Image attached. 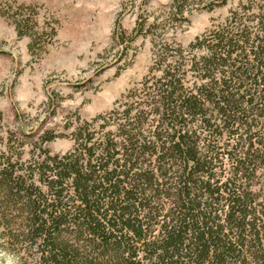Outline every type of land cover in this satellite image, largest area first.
<instances>
[{"label": "trees", "instance_id": "trees-1", "mask_svg": "<svg viewBox=\"0 0 264 264\" xmlns=\"http://www.w3.org/2000/svg\"><path fill=\"white\" fill-rule=\"evenodd\" d=\"M228 1L171 0L116 28L126 49L151 36L140 86L65 125L66 152L46 146L65 134L46 130L27 166H0L40 264H264V0H240L185 46L166 37ZM13 21L31 51L55 33Z\"/></svg>", "mask_w": 264, "mask_h": 264}, {"label": "rangeland", "instance_id": "rangeland-1", "mask_svg": "<svg viewBox=\"0 0 264 264\" xmlns=\"http://www.w3.org/2000/svg\"><path fill=\"white\" fill-rule=\"evenodd\" d=\"M239 1L194 11L188 23L170 29L166 37L185 46ZM170 2L0 0V166L7 157L15 169L27 166L37 153L38 135L46 130L65 134L46 146L66 152L77 118L109 111L127 90L140 86L153 60L151 36L137 37L126 49L114 39L115 29L129 34L138 20H152ZM15 15L39 32L53 27L55 33L50 40L43 36L31 51L30 36L17 35ZM262 172L258 178L264 184ZM12 193L0 184V264H40L28 228V205Z\"/></svg>", "mask_w": 264, "mask_h": 264}]
</instances>
